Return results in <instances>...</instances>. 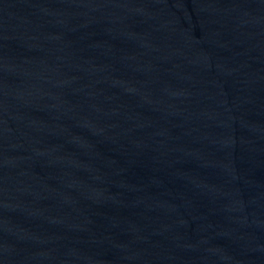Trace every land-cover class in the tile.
I'll return each instance as SVG.
<instances>
[{"label":"water","instance_id":"95a60500","mask_svg":"<svg viewBox=\"0 0 264 264\" xmlns=\"http://www.w3.org/2000/svg\"><path fill=\"white\" fill-rule=\"evenodd\" d=\"M0 264H264V0H0Z\"/></svg>","mask_w":264,"mask_h":264}]
</instances>
